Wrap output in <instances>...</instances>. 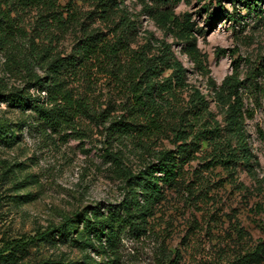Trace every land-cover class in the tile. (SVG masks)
<instances>
[{
	"label": "rangeland",
	"instance_id": "374dc122",
	"mask_svg": "<svg viewBox=\"0 0 264 264\" xmlns=\"http://www.w3.org/2000/svg\"><path fill=\"white\" fill-rule=\"evenodd\" d=\"M4 1L0 36L10 42L0 45V127L8 126L10 140H0V251L71 223L54 242L28 244L27 253L0 258V264H264V0L249 6L244 0ZM161 12L181 26L188 22L199 64L185 53L176 29L159 23ZM122 23L129 25L130 49L151 48V56L165 44L181 64V84L171 79L176 84L167 101L170 109L189 108L198 92L209 120L222 131L217 93L226 97L222 84L229 76L242 84L243 110L252 115L244 121L252 158L248 164L224 157L216 162L203 142L176 181L164 186L147 232L124 233L111 254L84 233L81 218L96 208L106 214L121 203L127 174H138L163 151H175L173 134L116 131L125 126L111 123L129 121L125 88L97 67L69 80L73 94L94 111V117L76 119L72 129L45 128L30 109L10 106L4 97L18 90L37 95L20 60L32 43L65 56L89 33L113 40ZM32 73L45 76L38 67ZM171 73L165 71L161 79ZM81 241L89 246L83 249Z\"/></svg>",
	"mask_w": 264,
	"mask_h": 264
},
{
	"label": "trees",
	"instance_id": "16d2710c",
	"mask_svg": "<svg viewBox=\"0 0 264 264\" xmlns=\"http://www.w3.org/2000/svg\"><path fill=\"white\" fill-rule=\"evenodd\" d=\"M235 1L231 0L233 4ZM10 2L4 1L7 5ZM243 2L247 6L252 4V0ZM170 15L168 12H161L159 23L161 22L163 27L171 24L176 29L175 34L185 41V53L193 63L199 64V51L188 22L181 26L174 18H170ZM123 25L124 28L115 32L111 41L100 37L99 33H89L74 45L70 54L65 56L54 53L51 48H37L32 43L28 55L25 53L20 60L34 79L31 88H37V95L31 96L18 90L4 97V101L10 106L30 109L39 121L38 124L45 128L53 131L64 127L72 129L76 119L94 117V111L83 98L73 94L69 80L82 71L97 67L116 76V80L125 88L126 103L123 109L129 121L111 123L112 126H125L116 131L123 134L137 131L142 135L149 134V137L159 136L162 130H168L173 134L175 151H163L157 156L155 163L147 165L138 174H127L129 187L127 196L121 203L108 210L106 214L96 208L85 212L81 218L84 233L100 243L102 252L111 254L115 253L118 241L124 233L138 236L147 232L148 219L153 215L156 204L161 201L164 186L167 184L170 186L176 181L183 164L193 156L192 154L198 152L203 142L212 148L216 162L223 163L224 157L225 162L239 160L248 164L252 158L244 130L245 119L252 115L243 110L240 94L242 84L234 76H229L222 84V87L227 89L226 97L217 93L224 116L222 131L216 127V122L213 125L214 122L209 120L210 113L198 92H195L189 108L170 109L167 101L174 96L176 84L172 83L171 79L174 78L178 85L181 84L183 75L181 64L173 58L169 46L165 44L157 50L156 55L151 56L148 54L152 51L151 48L143 47L138 51L130 49L129 39L126 37L129 25L122 23ZM9 42L4 35L0 36L1 46ZM34 67L43 70L45 76L41 78L34 75L32 73ZM167 70L172 71L171 75L161 79ZM196 127L199 128L195 130ZM8 129L7 125L0 127V140L5 139V142H9L10 139L6 137ZM70 223H65L57 229H47L26 241L22 238L11 242L0 251V258L14 257L15 252L25 254L27 253L25 246L36 241L54 242L55 236H64ZM80 244L83 249L89 246L83 241ZM82 264L89 263L85 261Z\"/></svg>",
	"mask_w": 264,
	"mask_h": 264
}]
</instances>
